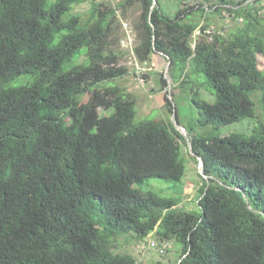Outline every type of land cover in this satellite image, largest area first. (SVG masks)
I'll use <instances>...</instances> for the list:
<instances>
[{"label": "trees", "instance_id": "trees-1", "mask_svg": "<svg viewBox=\"0 0 264 264\" xmlns=\"http://www.w3.org/2000/svg\"><path fill=\"white\" fill-rule=\"evenodd\" d=\"M153 1L0 0V264H139L115 239L152 234L181 246L180 264H264V121L219 132L255 117L254 93L264 110V16L250 0L183 3L173 17ZM122 8L139 12L136 59L155 48L170 60L165 105L208 178L200 214L135 187L180 183L186 156L198 162L171 120L136 122V100L113 84L128 74L110 40ZM225 12L242 18L226 36L209 22Z\"/></svg>", "mask_w": 264, "mask_h": 264}, {"label": "rangeland", "instance_id": "rangeland-1", "mask_svg": "<svg viewBox=\"0 0 264 264\" xmlns=\"http://www.w3.org/2000/svg\"><path fill=\"white\" fill-rule=\"evenodd\" d=\"M102 2L112 8H117L118 4L123 0H94ZM203 0H184L181 3L179 0H163L162 9L171 17L184 4L197 6ZM242 1V0H228ZM219 0H210L209 5L217 4ZM248 3L259 10V15L264 16V0H250ZM91 8V2L74 7V13H88ZM228 8H231L230 6ZM139 18V12L135 8L119 9L114 22L112 48L117 55V64L115 67H123L128 71V74L121 79H117L113 84L120 86L127 93L131 94L136 100V122L144 120H172V114L168 112L166 104L167 86L161 83V75H164L166 80V64L167 62L160 55H153L147 63H140L135 56L134 49L139 42L138 32L135 24ZM242 18H229L226 12L221 16L214 13L210 17V29L214 32H220L223 35H228L230 30H234L238 25H241ZM239 20V21H238ZM198 35V34H196ZM259 67L264 69V56H258ZM20 82H26V79H21ZM204 98L211 97L207 92L202 90ZM255 102V117L246 118L238 123L219 128L222 136H227L232 133H249L250 129L254 128L259 122L264 121V110L262 109L259 99L261 93H254L251 96ZM88 100V96L83 99ZM100 109V113H104ZM109 114V113H108ZM185 174L180 183L167 182L157 179H151L143 186H135L143 192L153 191L165 197H177L180 203L177 206L178 210L188 213L200 214L201 208L198 203L201 199L202 180L199 177L198 166L186 156L185 159ZM96 228L110 232L111 226L106 217L98 212L95 214ZM160 241L156 236L149 235L142 242L135 241L131 236H120L115 239L116 253L130 254L139 264H178L181 257V246L175 242H167L166 254L161 256L155 250L149 247V243ZM161 244V243H160ZM164 244V243H163Z\"/></svg>", "mask_w": 264, "mask_h": 264}, {"label": "water", "instance_id": "water-1", "mask_svg": "<svg viewBox=\"0 0 264 264\" xmlns=\"http://www.w3.org/2000/svg\"><path fill=\"white\" fill-rule=\"evenodd\" d=\"M157 5V2L154 0L153 1V5H152V8L151 10ZM152 28H153V25H152ZM155 53L159 54V55H163L162 53H159L155 48ZM166 57V56H165ZM167 58V57H166ZM167 64H166V81H167V92L168 94L171 93L172 91V81L171 79L169 78L167 72H168V69H169V66H170V60L169 58H167ZM170 100H172L171 96L169 97ZM172 123L173 125L175 126V128L177 129V131L185 138V140L188 142V151L190 153L191 156L195 157L197 159V162H198V171H199V174L204 178V179H208L206 174H205V171H204V167H203V161L202 159L196 154L194 153L193 149H192V146L191 144L189 143V138H188V134H187V130L184 126L180 125L178 122H177V115H176V108H175V105L173 104V113H172ZM181 261H179V264H180Z\"/></svg>", "mask_w": 264, "mask_h": 264}, {"label": "built area", "instance_id": "built-area-1", "mask_svg": "<svg viewBox=\"0 0 264 264\" xmlns=\"http://www.w3.org/2000/svg\"><path fill=\"white\" fill-rule=\"evenodd\" d=\"M198 34V33H197ZM149 247L155 250L159 255L163 256L166 254L167 244H157L155 242L149 243Z\"/></svg>", "mask_w": 264, "mask_h": 264}]
</instances>
